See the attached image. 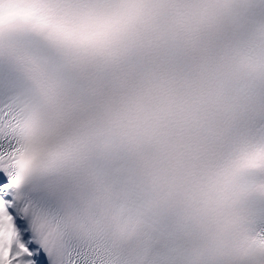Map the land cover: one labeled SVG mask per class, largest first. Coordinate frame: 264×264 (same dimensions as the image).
Returning a JSON list of instances; mask_svg holds the SVG:
<instances>
[{"label": "clouds", "instance_id": "9594fccd", "mask_svg": "<svg viewBox=\"0 0 264 264\" xmlns=\"http://www.w3.org/2000/svg\"><path fill=\"white\" fill-rule=\"evenodd\" d=\"M88 2L79 87L26 70L46 163L20 190L53 200L73 243L106 238L129 264H247L264 231L257 0Z\"/></svg>", "mask_w": 264, "mask_h": 264}, {"label": "snow or ice", "instance_id": "6c2138e0", "mask_svg": "<svg viewBox=\"0 0 264 264\" xmlns=\"http://www.w3.org/2000/svg\"><path fill=\"white\" fill-rule=\"evenodd\" d=\"M5 4L13 11L6 14ZM94 9L88 0H0V264H129L106 238L92 246L73 243L56 203L20 190L26 171L46 163L39 92L27 71L78 88L83 63L96 51L84 35ZM30 145L34 151L22 165ZM253 152H264V145ZM247 264H264V231Z\"/></svg>", "mask_w": 264, "mask_h": 264}]
</instances>
